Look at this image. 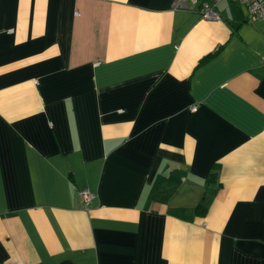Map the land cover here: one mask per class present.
Instances as JSON below:
<instances>
[{
  "label": "crops",
  "instance_id": "crops-1",
  "mask_svg": "<svg viewBox=\"0 0 264 264\" xmlns=\"http://www.w3.org/2000/svg\"><path fill=\"white\" fill-rule=\"evenodd\" d=\"M173 1L0 0V264H264V23Z\"/></svg>",
  "mask_w": 264,
  "mask_h": 264
},
{
  "label": "built area",
  "instance_id": "built-area-1",
  "mask_svg": "<svg viewBox=\"0 0 264 264\" xmlns=\"http://www.w3.org/2000/svg\"><path fill=\"white\" fill-rule=\"evenodd\" d=\"M198 4V12L204 19H218L220 14L217 10V4L220 0H192ZM241 3L247 10L249 18L261 20L264 23V0H230ZM186 6L185 0H174V8H182ZM264 25V24H262ZM264 29V26H262ZM190 109H195V105H191ZM79 198L82 205L87 208L90 206L95 194L87 187L79 190Z\"/></svg>",
  "mask_w": 264,
  "mask_h": 264
},
{
  "label": "trees",
  "instance_id": "trees-1",
  "mask_svg": "<svg viewBox=\"0 0 264 264\" xmlns=\"http://www.w3.org/2000/svg\"><path fill=\"white\" fill-rule=\"evenodd\" d=\"M206 208H207L206 200L202 199L200 201V203H198L193 209H190V213L193 212V213H196V214H203V213H205Z\"/></svg>",
  "mask_w": 264,
  "mask_h": 264
}]
</instances>
